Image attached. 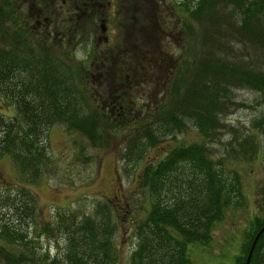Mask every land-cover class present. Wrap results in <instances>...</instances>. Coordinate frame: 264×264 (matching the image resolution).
I'll list each match as a JSON object with an SVG mask.
<instances>
[{"label":"trees","instance_id":"16d2710c","mask_svg":"<svg viewBox=\"0 0 264 264\" xmlns=\"http://www.w3.org/2000/svg\"><path fill=\"white\" fill-rule=\"evenodd\" d=\"M43 1L31 3L45 15L56 10L53 2ZM182 6L189 20L182 25L183 51L165 97L149 120L132 125L119 157L131 171L147 148L174 137L187 123L203 138L170 148L137 172L136 184L147 203L131 228L129 264H191L186 244L205 243L224 209L242 205L239 174L207 152L210 140L225 127L222 119L237 105L231 96L236 89L258 94L262 108L246 131L227 128L232 136L224 143L225 157L264 164V0H184ZM36 15H21L17 0H0V158L6 155L13 162L22 182L13 193L8 186L0 189V264H116L111 204H97L87 218L56 209L39 229L47 246L30 236L36 202L27 184L38 182L51 165L48 128L63 125L91 146H104L114 128L92 106L89 86L65 55L84 38L70 28L59 39L55 30L49 44L42 29H33ZM257 191L243 256L234 259L238 264L264 226V179ZM249 254L247 264H264V229Z\"/></svg>","mask_w":264,"mask_h":264},{"label":"rangeland","instance_id":"374dc122","mask_svg":"<svg viewBox=\"0 0 264 264\" xmlns=\"http://www.w3.org/2000/svg\"><path fill=\"white\" fill-rule=\"evenodd\" d=\"M45 1L48 4L53 2L57 7V0H44L43 2L45 3ZM163 3H165L164 6ZM163 3L160 4L162 14L166 13L170 19L180 20L182 23L181 27L178 28L179 31L176 29L178 26L174 27L175 32L180 36H175V32L170 30V38H172L169 45L171 47L167 50L169 55L176 58L181 56L183 51L182 35L184 30L182 25L189 19H187V13L182 6L184 0H164ZM17 5L21 10V15L28 13L34 17V14L38 13V9L32 5L31 0H17ZM149 5L150 1L148 0H118V2H114V12H118L120 9L122 14L129 17V15L136 14L137 11L138 13L141 12L140 7L145 6L148 9ZM43 17H50L55 21L56 10H51L50 15H43L42 13L36 15V19ZM33 22L32 19L29 20V27ZM115 22L117 27L119 23H123L121 20L117 21V18ZM126 22L124 23L126 24ZM28 24L26 25L28 26ZM12 27L15 25L12 24ZM31 27L33 28V26ZM88 28L89 25L86 29L88 30ZM33 29L35 31L36 27ZM52 29L54 30V28ZM123 29L120 27L118 30L119 39L117 42L121 46L118 50L122 47L127 48L125 41H129L131 37ZM84 32L80 29V34L84 40L79 37V45L76 44L73 50L65 53L70 60L69 63L75 68H79L78 75L81 78L91 70L90 63L94 66L99 60V56L95 53L94 43L91 44V39L89 40L91 46L86 44V40L89 38ZM52 37L56 38L55 33L52 34ZM52 37L46 35L45 40H48L50 44L54 40ZM238 46L234 43L232 47L238 49ZM63 49L60 47L56 51L61 53ZM81 83L86 85L84 80ZM231 96L237 105L232 106L227 116L222 119L225 127L218 130L219 135L215 140L214 138L210 140L207 145V152H209L210 159L220 160L223 168H231L239 174V191L243 203L240 206L233 204L224 209L221 219L214 222L212 231L209 233V240L205 243L202 245L198 243L186 244V253L191 264H238L234 262V259L235 256H240V258L243 256L244 232L248 229L249 221L255 214L254 199L258 195V187L261 186L264 179V164L262 162L260 163L256 159L250 163L246 161L236 162L232 160V155H229L228 158L225 157L224 143H228L230 136H232V131L227 128L230 126L237 133L246 131L250 118L257 115L258 110L262 108L259 95L249 89H236ZM241 102L242 105H240ZM48 129L46 140L48 141L47 150L51 165L45 170L46 174L38 182L34 185L27 184L29 191L35 194L36 202L33 219H31L34 229L29 230L30 236L34 238L33 241L38 236V242L43 247L47 246L46 238L39 232V229L43 222L53 218L56 209L68 210L87 218L94 212V206L96 207L97 204H105L106 206L111 204L110 207L113 206L112 209H116V212H112L111 215L115 223L111 240L116 251V264H129L127 258L132 244H134L131 228L134 221H138L139 217L143 215L147 203L144 191L136 184L137 172L147 163L152 165L157 163L170 148L178 145L186 146L190 143L197 144V142L202 141L203 137L195 132L192 125L187 123L184 129L176 132L174 137L168 136L164 140L157 141L154 147L147 148L143 159L137 161L133 165V170L129 171L128 167L130 166H124L119 153L123 152L125 142L132 131V125L129 124L126 129L117 128L112 133L107 132L110 138L104 146H91L86 138L79 135L78 132L69 131L63 125L55 124ZM20 178L13 162H10L6 155L1 156L0 189L8 186L10 193H13L14 189L22 183ZM49 251L51 252L52 248Z\"/></svg>","mask_w":264,"mask_h":264},{"label":"flooded vegetation","instance_id":"af4514ba","mask_svg":"<svg viewBox=\"0 0 264 264\" xmlns=\"http://www.w3.org/2000/svg\"><path fill=\"white\" fill-rule=\"evenodd\" d=\"M148 1V9L142 6L141 12L128 17L120 9L114 12L118 0H57L55 21L43 17L34 22L36 28L48 31L45 35L56 30L59 39L65 38L70 28L78 37L82 29L89 38L86 44L94 43L99 60L94 66L90 63L91 70L82 78L89 86L92 106L114 126L113 132L149 120L165 97L164 89L177 63L178 57L168 51L170 33L182 23L162 14L164 0ZM41 13L44 15L42 9ZM116 18L123 22L118 27ZM120 27L131 37L125 41L127 48L118 50Z\"/></svg>","mask_w":264,"mask_h":264},{"label":"water","instance_id":"95a60500","mask_svg":"<svg viewBox=\"0 0 264 264\" xmlns=\"http://www.w3.org/2000/svg\"><path fill=\"white\" fill-rule=\"evenodd\" d=\"M262 229H264V226L261 229H258V231L255 232L254 238L250 242L251 245L249 246V249H247V251H246V257H245V260H244L243 264H247V259H249V256H250L249 253H250V251H251V249H252V247L254 245V240L257 237L258 232H260Z\"/></svg>","mask_w":264,"mask_h":264}]
</instances>
